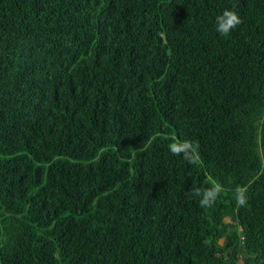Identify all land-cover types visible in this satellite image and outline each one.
<instances>
[{"label": "trees", "instance_id": "1", "mask_svg": "<svg viewBox=\"0 0 264 264\" xmlns=\"http://www.w3.org/2000/svg\"><path fill=\"white\" fill-rule=\"evenodd\" d=\"M239 261L264 264V0H0V264Z\"/></svg>", "mask_w": 264, "mask_h": 264}, {"label": "clouds", "instance_id": "2", "mask_svg": "<svg viewBox=\"0 0 264 264\" xmlns=\"http://www.w3.org/2000/svg\"><path fill=\"white\" fill-rule=\"evenodd\" d=\"M242 19L237 11H235V6L230 9H225L221 14L216 17V31L222 36H228L233 29L242 23ZM198 145L194 144L191 140L176 141L169 146V150L174 155L184 154L185 158L190 155H196ZM194 195L201 196L200 205L202 207H210L216 200L218 195L223 191L222 185L216 182H212L210 188L204 189L202 192L200 189L192 190ZM237 203L244 205L246 203V197L244 195V190L237 189Z\"/></svg>", "mask_w": 264, "mask_h": 264}, {"label": "rangeland", "instance_id": "3", "mask_svg": "<svg viewBox=\"0 0 264 264\" xmlns=\"http://www.w3.org/2000/svg\"><path fill=\"white\" fill-rule=\"evenodd\" d=\"M225 220H227V218H225ZM220 243L222 242V240L219 241Z\"/></svg>", "mask_w": 264, "mask_h": 264}, {"label": "built area", "instance_id": "4", "mask_svg": "<svg viewBox=\"0 0 264 264\" xmlns=\"http://www.w3.org/2000/svg\"><path fill=\"white\" fill-rule=\"evenodd\" d=\"M237 264H241V262L239 261Z\"/></svg>", "mask_w": 264, "mask_h": 264}]
</instances>
